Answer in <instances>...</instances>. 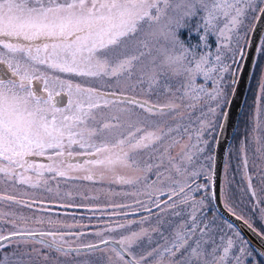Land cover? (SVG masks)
Segmentation results:
<instances>
[{"label":"snow or ice","instance_id":"1","mask_svg":"<svg viewBox=\"0 0 264 264\" xmlns=\"http://www.w3.org/2000/svg\"><path fill=\"white\" fill-rule=\"evenodd\" d=\"M260 22L264 0H0V181L38 188L45 173L84 171L83 179L94 180V169H102L114 181L138 186L133 195L147 201L135 200L131 213L113 212L138 218L113 222L95 232L99 244L83 247L114 245L109 264H245L247 242L209 220L205 210L215 193L197 180L211 179L206 166L229 118L237 65ZM185 30L196 44L182 38ZM259 87L241 142L245 169L250 137L264 155V76ZM185 137L188 143L173 156ZM248 189L264 204L250 176ZM0 200L45 210L43 202L15 195ZM258 210L264 218V207ZM9 215L15 214L0 213L10 226L0 227V264H48L45 249L65 251L66 236L84 235L34 231L5 221Z\"/></svg>","mask_w":264,"mask_h":264},{"label":"rangeland","instance_id":"2","mask_svg":"<svg viewBox=\"0 0 264 264\" xmlns=\"http://www.w3.org/2000/svg\"><path fill=\"white\" fill-rule=\"evenodd\" d=\"M182 38L189 44H196L198 40L195 34L188 35L187 30L182 33ZM262 39H264V34ZM209 43L212 45V51L214 52L215 38H210ZM260 44L259 42L237 127L226 152L221 181V197L224 206L227 203L233 208L236 215L243 217L244 220H247L253 228L264 236V218L261 217L258 210L259 207H264V204L258 206L256 199L251 196L248 189V177L250 176L257 198L264 201V155L256 152L257 145L251 141L250 137V142L246 149L248 165L245 169L243 164L244 153L240 151L241 142L251 128L249 118L254 108V102L260 95L259 85L262 76H264V53L259 51ZM241 62L237 65L238 69ZM196 83H204L202 77H197ZM206 87L211 89L212 84L210 81ZM152 99L156 98L152 97ZM164 99L161 97V102ZM196 115H199V109H197ZM186 143H188L187 137L172 150V155L176 156L181 151L182 145ZM144 158H147V154H145ZM200 162L204 163L203 160ZM94 171L96 173V179L94 180L83 179L88 174L84 171H71L66 177L57 176L55 178H53L52 174L45 173L38 188H31L28 185L21 184L11 185L0 181V195H15L18 199L29 202L33 200L40 201L43 202L45 209L40 210L39 204H34L33 208L30 209L22 204L0 200V213L15 214L14 216L4 217V220L16 219L18 224L34 231L58 230L60 232L84 234L81 236H66L67 243L64 246H83L89 243H98L100 238L95 235V232L101 231L115 221L126 223L127 220L138 218V215H129L127 218L113 216V212L131 213L136 209L135 200L147 201V197L143 194L133 195V193H137L138 186L124 185L119 181H114L110 172H105L102 169H94ZM118 171L125 176L135 175V173L127 169H119ZM27 175H32L33 180H36L34 174L28 173ZM205 175H211V164L206 166ZM44 180L47 181V184L43 182ZM197 183H207L210 188V180L205 179L204 175L198 178ZM49 187L52 189L51 192L47 191ZM24 193H27V195H24ZM68 193H71V195L69 196ZM196 195L199 198L200 194L197 193ZM122 204L131 205L132 207H115ZM205 212L209 220L215 218L216 225L223 228L224 232L239 233L231 223L216 212L212 200L210 207ZM21 216L28 218L26 224L19 220ZM37 220H43L44 222L37 223ZM228 224L232 225L231 230L228 229ZM0 227L5 230L10 228L5 222H0ZM112 236L119 238V233L104 234L105 239H111ZM239 236L246 241L240 233ZM33 246L41 247L39 244H34ZM112 247V245L100 246L104 251L93 249L84 251H53L52 249H45L44 251L49 256L48 264H109V256L114 258V254L111 252ZM246 247L251 256L246 258L245 264H264V259L248 243Z\"/></svg>","mask_w":264,"mask_h":264},{"label":"water","instance_id":"3","mask_svg":"<svg viewBox=\"0 0 264 264\" xmlns=\"http://www.w3.org/2000/svg\"><path fill=\"white\" fill-rule=\"evenodd\" d=\"M264 34V22H260L256 26V31L249 34V44L245 48V57L241 62L237 79L238 83L236 87V94L233 100V104L230 109L229 118L222 132L218 131V141L213 147V160L211 163V179L210 190L215 193V199H212V204L216 212L229 223H231L239 233L245 238L247 243L264 259V236L259 233L255 228H249L243 219H237L238 215H233L224 206L221 197V181L223 166L227 149L230 145L231 139L235 133L237 123L239 120L240 112L244 102L245 94L248 88V83L252 74L253 64L257 52L259 42ZM34 86L37 90L40 89L39 84L34 82ZM65 97V102H66ZM35 159H42V157H36ZM255 229V231H253ZM38 239V238H32ZM96 244H99L96 243ZM84 246V245H83ZM83 246H64L65 251H79L89 250ZM100 246H103L102 244ZM114 246V245H112ZM127 258V256H126Z\"/></svg>","mask_w":264,"mask_h":264},{"label":"flooded vegetation","instance_id":"4","mask_svg":"<svg viewBox=\"0 0 264 264\" xmlns=\"http://www.w3.org/2000/svg\"><path fill=\"white\" fill-rule=\"evenodd\" d=\"M259 47H261V44H260V46ZM260 49V48H259ZM257 52H258V48H257ZM256 52V53H257ZM38 162H47V160L45 159V158H42V159H36ZM244 220V219H243Z\"/></svg>","mask_w":264,"mask_h":264}]
</instances>
